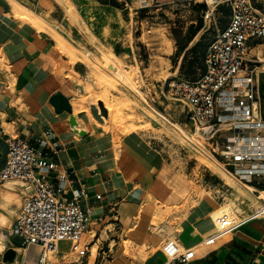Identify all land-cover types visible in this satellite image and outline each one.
<instances>
[{
	"label": "crops",
	"instance_id": "0c3cea01",
	"mask_svg": "<svg viewBox=\"0 0 264 264\" xmlns=\"http://www.w3.org/2000/svg\"><path fill=\"white\" fill-rule=\"evenodd\" d=\"M81 69L82 62L60 49L50 31L17 17L10 4L0 0V166L10 136L25 139L56 159L59 168L73 171L69 184L88 190L86 233L94 232L91 247L113 245L103 264H163L166 257L157 248L163 241L174 239L189 247L214 230L212 212L220 204L219 195L188 192L187 173L172 167L141 132L131 131L115 144L113 134L99 129L87 114L77 116L71 96ZM57 93L68 98L71 110H56L51 98ZM259 93L264 114V72ZM203 180L217 192L224 187L206 174ZM123 240L145 243L150 252L143 259L126 255ZM12 245L24 248L26 255L28 248ZM99 255L97 250L94 258L100 260ZM191 264H264V217L246 221Z\"/></svg>",
	"mask_w": 264,
	"mask_h": 264
},
{
	"label": "built area",
	"instance_id": "2783aa9c",
	"mask_svg": "<svg viewBox=\"0 0 264 264\" xmlns=\"http://www.w3.org/2000/svg\"><path fill=\"white\" fill-rule=\"evenodd\" d=\"M120 1L130 13L174 2L189 7L202 4V15L210 21L221 5L230 10L228 22L206 47L203 68L197 76L186 77L177 68L161 82V94L182 107L187 122L179 124L200 132L224 171L251 184L259 203L246 214L234 208V217L219 216L218 223L214 219V230L198 244L183 247L174 239L162 244L166 257L163 264H191L246 221L264 217V114L259 93V77L264 72V10L256 0ZM115 73L120 74V70L115 69ZM40 143L45 142L41 139ZM72 174L25 139L10 136L5 161L0 166V184L11 182L23 196L9 226L10 236L21 239L19 247H40L37 264H49L51 250L65 264H90L93 239L84 237L90 221V209L85 205L89 193L82 185L69 184ZM101 196L96 194L97 199ZM67 240L71 241L70 248L60 251V242ZM14 248L18 252V247ZM112 248L113 245H97L100 260L94 258L92 264L105 263Z\"/></svg>",
	"mask_w": 264,
	"mask_h": 264
},
{
	"label": "rangeland",
	"instance_id": "374dc122",
	"mask_svg": "<svg viewBox=\"0 0 264 264\" xmlns=\"http://www.w3.org/2000/svg\"><path fill=\"white\" fill-rule=\"evenodd\" d=\"M6 1L12 9L13 3L17 1L29 13H37L39 23L43 26L35 25L50 31L60 49L66 51L73 60L82 62L83 69L80 74L75 75V92L71 96V102L82 103L81 113L87 114L96 125L94 116L98 115L92 109L97 107L98 114V106L104 103L108 114L105 111L103 121L99 118L105 122V126H100L99 129L112 133L115 144L131 131L141 132L162 150L172 167L187 173L188 192L219 195L220 204L212 212L215 220L222 212H229L234 217V208L239 213H246L252 205L259 203L256 198L253 200L254 195L252 196L253 193L247 186L226 173L199 146L194 142L195 145L191 144L181 130L180 132L156 112L164 114L172 122H187L182 107L161 94V82L173 75L177 68L180 74L189 77L186 71L191 61H195L194 67L199 72L207 45L218 29L228 22L230 10L226 5L218 7L214 19L210 21L205 20L199 5L189 7L181 2L130 13L123 8L120 0ZM113 1L117 4H113ZM256 1L264 10V0ZM14 13L21 19H28L20 13ZM83 19L86 20L85 23H82ZM199 24L201 27L197 29ZM195 44L196 50L190 51L189 48ZM115 69H119L120 74H116ZM75 77L70 74L73 81ZM106 104L113 105L111 114ZM182 127L189 133H194L190 125L183 124ZM205 174L213 182L220 181L224 184L221 191L217 192L212 185L206 184L203 180ZM11 184H0V193L11 191L19 200L7 204L0 200V213L6 217L5 224H0V233L3 229L10 231V223L23 200L22 194ZM153 223L151 227L156 232L157 223ZM91 234L94 236V232H88L84 237L89 241L93 237ZM226 238L228 236L224 237ZM165 241L157 248H161ZM4 242L0 260L6 249L13 247L12 242L20 245L21 239L9 234ZM123 244L125 254L131 257L143 259L150 252L145 243L139 246L123 240ZM70 245V240L62 241L59 250L65 252ZM151 248L156 249L153 246ZM201 249L204 250L205 246H201ZM92 252L93 256L97 253L96 245ZM22 260L23 250H19L12 264H23ZM55 262L63 261L54 253L49 264Z\"/></svg>",
	"mask_w": 264,
	"mask_h": 264
},
{
	"label": "bare ground",
	"instance_id": "6f19581e",
	"mask_svg": "<svg viewBox=\"0 0 264 264\" xmlns=\"http://www.w3.org/2000/svg\"><path fill=\"white\" fill-rule=\"evenodd\" d=\"M13 10L17 13V14H22L23 16H25L26 18H28L29 20H31V22H33L34 24H36L38 27H42L43 24L39 23V15L35 12H32V13H29L27 10H25L24 6L22 4H20L19 2H15L13 3ZM59 41V40H58ZM60 42V41H59ZM79 100V99H78ZM106 99H104L105 101ZM81 101V100H80ZM82 104V103H81ZM80 104V102H72V105H73V111L74 113L78 116L81 111L83 110L82 109V105ZM107 107L109 108V112L111 114L112 110H114V107L113 105H109V104H106ZM97 108V107H96ZM87 109V108H86ZM88 110V109H87ZM105 111L106 113L108 114L107 112V109L106 107L104 106V103L102 106H98V116H94V119L96 120V123L98 126H101L100 122L101 123H105V122H102L103 121V117L106 116L105 115ZM162 118H164L166 121L170 122L171 124L175 125L176 129H178L179 131L181 130L188 138V141L191 142V144L194 142L196 144V146H199L198 148L201 149V151L209 156L211 159H213L219 166L220 164L218 163V160L215 158V156L208 150L207 146L205 145V141H204V137L203 135L200 133V132H196V133H189L188 131H186L182 125H180L178 122H172L168 117H166L164 114L156 111ZM102 119V121L99 120ZM81 119V117H80ZM100 121V122H99ZM102 127V126H101ZM180 131V132H181ZM201 142H200V140ZM193 143V144H194ZM194 144V145H195ZM221 167V166H220ZM245 186H247L250 190H251V194L253 192V186L249 183H246V182H239ZM11 188V187H9ZM2 190V189H1ZM253 196V194H252ZM0 200L3 201L4 204H7L9 202H13V201H16V200H19L17 198V196L15 195V193L11 192V191H6L4 193H0ZM253 200H255V197L253 196ZM222 215H229V218H232L231 217V214L229 212H222L221 214H219L217 217H216V221L218 220V217L219 216H222ZM5 215H3L2 213H0V224L4 225L5 222H6V219H5ZM218 223V221H217ZM1 227V226H0ZM7 236V231H5V229H3V231L0 233V251L3 252L4 251V245H5V238ZM228 237L230 236L227 235ZM25 247V246H23ZM93 247V246H92ZM25 248H28L27 250V253L25 256H23V260H22V263L23 264H37V256L40 252V247L38 245H31L29 247H25ZM17 250H23V254H24V248H17ZM55 251H49L48 254H49V257L52 258L53 257V254H54ZM36 253V254H35ZM93 254V253H92ZM95 257V255H91V258L93 259Z\"/></svg>",
	"mask_w": 264,
	"mask_h": 264
},
{
	"label": "water",
	"instance_id": "95a60500",
	"mask_svg": "<svg viewBox=\"0 0 264 264\" xmlns=\"http://www.w3.org/2000/svg\"><path fill=\"white\" fill-rule=\"evenodd\" d=\"M51 102L54 104L57 111H62L64 109L71 110V104L66 96H64L62 93H57L52 96ZM93 113L97 114V109H92ZM10 234V231H7V236ZM6 236V238H7ZM5 238V239H6ZM16 256V250L14 247L9 246L2 257V260H0V264H12Z\"/></svg>",
	"mask_w": 264,
	"mask_h": 264
},
{
	"label": "trees",
	"instance_id": "16d2710c",
	"mask_svg": "<svg viewBox=\"0 0 264 264\" xmlns=\"http://www.w3.org/2000/svg\"><path fill=\"white\" fill-rule=\"evenodd\" d=\"M101 1H104V0H101ZM112 3H113V4H117L116 1H113ZM199 6H200V8H205V6L202 5V4H200ZM200 27H201V24H199V26H198L197 29H199ZM196 48H197V44L191 46V47L189 48V50H190V51H195ZM194 65H195V61H191L190 64L188 65V68H187V71H186V74L189 75V77L192 78V79L195 78V77L197 76V71H196ZM202 68H203V66H202ZM202 68H201V69H202Z\"/></svg>",
	"mask_w": 264,
	"mask_h": 264
}]
</instances>
